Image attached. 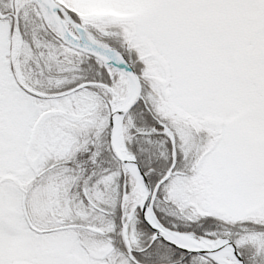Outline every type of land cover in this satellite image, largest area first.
Instances as JSON below:
<instances>
[{
    "label": "snow or ice",
    "instance_id": "obj_1",
    "mask_svg": "<svg viewBox=\"0 0 264 264\" xmlns=\"http://www.w3.org/2000/svg\"><path fill=\"white\" fill-rule=\"evenodd\" d=\"M0 264H264V0H0Z\"/></svg>",
    "mask_w": 264,
    "mask_h": 264
}]
</instances>
